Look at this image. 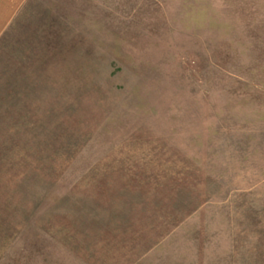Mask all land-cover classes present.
Segmentation results:
<instances>
[{"label":"rangeland","instance_id":"1","mask_svg":"<svg viewBox=\"0 0 264 264\" xmlns=\"http://www.w3.org/2000/svg\"><path fill=\"white\" fill-rule=\"evenodd\" d=\"M0 264H264V0H0Z\"/></svg>","mask_w":264,"mask_h":264}]
</instances>
